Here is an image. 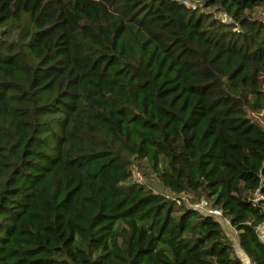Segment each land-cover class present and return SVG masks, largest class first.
<instances>
[{"label":"trees","instance_id":"obj_1","mask_svg":"<svg viewBox=\"0 0 264 264\" xmlns=\"http://www.w3.org/2000/svg\"><path fill=\"white\" fill-rule=\"evenodd\" d=\"M190 1L0 0V264H264V0Z\"/></svg>","mask_w":264,"mask_h":264},{"label":"built area","instance_id":"obj_2","mask_svg":"<svg viewBox=\"0 0 264 264\" xmlns=\"http://www.w3.org/2000/svg\"><path fill=\"white\" fill-rule=\"evenodd\" d=\"M181 1L190 7H195L197 4V2L190 1V0H181ZM220 19L223 21H226L228 18H227V15L225 13H221ZM134 175L139 176V174L137 172H134ZM179 200H183L189 206H191L193 208H197V209L202 210V211H205L209 214H212L213 216H218L220 214L219 209L215 208V207H209L207 200L203 197H200L198 200H195L193 202H187L185 195H181L180 197H175L176 202H178ZM241 264H253V263L251 261H249V259H247V258H241Z\"/></svg>","mask_w":264,"mask_h":264},{"label":"rangeland","instance_id":"obj_3","mask_svg":"<svg viewBox=\"0 0 264 264\" xmlns=\"http://www.w3.org/2000/svg\"><path fill=\"white\" fill-rule=\"evenodd\" d=\"M138 179H141L142 181H144L145 183H147L148 185H150L152 188H154L155 190H159V191H162L164 193H167L168 194V191L167 189H165L161 184L160 182H158V180L150 175V176H147V177H140L138 175H136ZM216 219L219 221L221 227L223 228L224 232L234 241L236 242V232L235 230L229 225L228 221L226 218L224 217H221V216H216ZM258 232H259V235L261 238H264V234H263V231L261 229V227L259 226L258 228Z\"/></svg>","mask_w":264,"mask_h":264},{"label":"crops","instance_id":"obj_4","mask_svg":"<svg viewBox=\"0 0 264 264\" xmlns=\"http://www.w3.org/2000/svg\"><path fill=\"white\" fill-rule=\"evenodd\" d=\"M259 226L261 227V229H262V231H263V234H264V222L263 223H260L259 225H258V228H259ZM259 233V232H258ZM260 236V235H259ZM261 238V237H260ZM231 239V238H230ZM263 241H264V238H261ZM232 243H233V248H234V252H235V254H237L239 257H241V258H246L245 256H244V254L242 253V251L239 249V247H238V244H237V241L236 242H234L233 240H232Z\"/></svg>","mask_w":264,"mask_h":264}]
</instances>
